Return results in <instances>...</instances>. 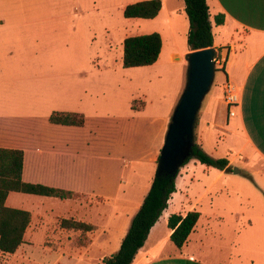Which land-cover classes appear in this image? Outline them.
Returning <instances> with one entry per match:
<instances>
[{
	"label": "crops",
	"instance_id": "1",
	"mask_svg": "<svg viewBox=\"0 0 264 264\" xmlns=\"http://www.w3.org/2000/svg\"><path fill=\"white\" fill-rule=\"evenodd\" d=\"M136 1L140 0L122 1L119 7L124 10L127 4ZM162 1L161 11L155 18H151L154 23L152 32H159L162 36V51L158 60L152 65H145L147 67H156L162 61H175V58L186 61L185 56L191 51L188 45L190 24L185 12V1ZM208 4L213 24V47L218 52L220 49L222 57L226 60L224 68L220 69L224 73L223 79H230L242 88V99L237 116L228 118L222 93L224 81L217 85L215 102L209 100L205 108L198 113L195 136L205 148L206 132L209 129H229L238 143V151L229 148L225 151L228 153L226 157L230 160L232 172L235 161L239 156L243 157L242 162L249 170L245 176H250L252 182L260 189L250 171L264 176V0H208ZM115 7V0H0V147L24 150L25 181L64 187L67 186L68 176L73 180L71 169L65 172V168L59 163L45 165L40 157L61 155L59 143L56 141L60 137L48 135L42 130V125L43 122H49V116L54 111L78 112L86 117L88 111L85 88L89 85L93 89V85L84 84L83 80H86L88 75L96 76L100 72L115 70L120 64V57L123 65L124 39L127 33H113V29H108L114 28L108 20L99 22L103 20L101 18L104 17V12H109V8L113 11ZM217 14H224L223 24L215 23ZM77 22H92V25L97 22L98 26L103 28L104 38L97 47L102 55L95 56V67L73 74L80 82H75L73 86L66 85L63 81L68 74H63L55 76V79H60L59 84L52 86L51 72L48 69L50 63L46 60L51 57L50 34L53 28L65 27L67 23L71 26ZM78 39L74 43L75 52L70 53V58L75 60V63L77 60L81 61L82 43L90 46L94 40L91 34L83 41L81 32ZM98 60L100 64H97ZM133 102L134 100L132 104ZM141 109L135 110L142 111ZM37 118L42 120L39 130H36L34 125ZM232 119L233 128L229 126ZM64 144L73 146L72 141H64ZM241 173L242 171L239 174ZM229 175V170L208 166L196 158L183 165L176 177L177 189L172 194L168 207L151 228L133 264H229V259L218 252L214 253L213 245L204 243L205 238L199 234L203 217L221 216L223 213L216 202L220 200L219 203H222L219 194L223 193L224 189L227 191L230 183L236 187V200L230 201L231 205L236 201H244L248 210L249 204L252 203V193L258 196L256 190L248 183L235 180L224 181V189L220 188L212 194L217 183ZM145 196L136 207L126 208L120 219H116L114 210L106 213L102 228L115 237V247L110 254L120 248L132 218ZM40 197L46 196L21 192H11L8 195L7 205L27 209L32 213V221L18 250L33 247V241L38 235L48 233L51 227L50 217L54 220H61L64 216L73 217L91 223L96 228L98 214H87L82 206L79 209L68 207L64 210L67 212L64 216L59 215L60 213L52 214V210L46 209L44 200ZM208 198L207 204L204 203ZM190 211H198L200 217L187 242L182 248H178L170 239L173 230L169 227L168 220L174 213L186 215ZM235 218L240 219V215L236 213ZM120 223L121 228L118 226ZM207 230L212 232L209 222L203 227L204 232Z\"/></svg>",
	"mask_w": 264,
	"mask_h": 264
},
{
	"label": "rangeland",
	"instance_id": "2",
	"mask_svg": "<svg viewBox=\"0 0 264 264\" xmlns=\"http://www.w3.org/2000/svg\"><path fill=\"white\" fill-rule=\"evenodd\" d=\"M122 1L126 0H115L116 7L113 11L109 8V12H104L103 20L99 22H112L114 28L108 29H113L112 32L116 34L134 36L152 32L153 20L126 18L119 7ZM80 32L83 41L91 34L94 40L90 46L82 43L81 61L75 63L70 53L75 52L74 43L79 40ZM50 37L51 57L46 60L50 63L48 69L52 86L59 84L60 79H55L56 75L68 74L63 81L66 85L73 86L75 82H80L73 74L95 67V56L102 55L97 47L104 38L103 28L97 22L94 25L92 22H77L71 26L67 23L65 27L53 28ZM97 64H100V60ZM216 68L219 69L217 64ZM223 75L221 70L216 71L213 85L200 110L209 100L215 102L216 86L224 81ZM186 80L187 60L179 58L167 63L162 61L156 67H124L120 57V64L115 70L100 72L96 76L88 75L83 83L92 84L93 89L89 85L85 88L88 111L85 126H54L48 121L43 122L44 132L60 137L56 141L61 155H40L45 165L59 163L65 172L71 169L73 180L68 176L67 186L61 188L87 193L72 201L40 198H43L46 209L52 210V214L67 215L64 210L70 206L78 209L82 206L87 214H98L96 228L84 234L79 230L65 229L61 227L59 219L50 217L51 227L47 234L38 235L33 247L21 248L13 254L0 252V264H104V258L110 256L115 247L114 235L102 228L106 213L114 210L116 219H120L126 208L136 207L147 194L156 175L168 125ZM135 99L138 100L136 106L142 111L132 108ZM41 123V119L35 120L36 130L40 129ZM229 126L234 127V119ZM228 130L209 129L203 149L215 158L226 157L228 148L238 151L237 139ZM64 141H72L73 146H66ZM241 158L238 157L233 168H239L242 173L230 171L231 175L222 178L212 194L223 188L224 181L235 180L248 183L258 196L252 193L248 210L244 201L231 205L230 201L236 200V187L230 183L227 191L223 188L224 192L219 194L222 203H219L220 200L216 202L223 213L221 216L203 217L199 234L205 238L204 243L213 245L214 253L226 256L229 264H264V176L250 171L259 189L250 176H245L249 170ZM236 213L240 219L235 218ZM207 222L211 223V233L203 231Z\"/></svg>",
	"mask_w": 264,
	"mask_h": 264
},
{
	"label": "trees",
	"instance_id": "3",
	"mask_svg": "<svg viewBox=\"0 0 264 264\" xmlns=\"http://www.w3.org/2000/svg\"><path fill=\"white\" fill-rule=\"evenodd\" d=\"M185 12L189 19L190 29L188 45L190 50L212 47L214 45L213 24L210 19L208 0H184ZM163 6L162 0H140L125 6L123 14L126 18H155ZM225 21L224 14L215 16L217 25ZM163 40L159 32H152L124 39V67H137L154 64L162 51ZM221 50L219 49V54ZM217 70H219L217 68ZM134 100L133 109H140ZM52 124L84 126L86 117L82 113L71 111H54L49 116ZM199 118H197L198 124ZM24 150L0 147V252L15 253L22 245L25 233L32 221L30 210L11 207L6 200L11 192L54 197L59 199H76L81 195L75 190L55 187L40 182H28L23 179ZM201 163L221 170L232 171L227 157L215 158L208 154L195 136L190 157ZM179 173V172H178ZM178 175V174H177ZM176 176L155 175L140 208L133 216L129 229L124 236L120 248L105 257L104 264H133L144 246L151 228L158 221L163 211L168 207L172 194L176 191ZM200 217L198 211H190L186 215L174 213L170 215L168 225L172 228L170 239L178 247L187 242ZM65 229L81 230L87 233L95 229V225L73 217L60 220ZM87 243V242H86Z\"/></svg>",
	"mask_w": 264,
	"mask_h": 264
},
{
	"label": "water",
	"instance_id": "4",
	"mask_svg": "<svg viewBox=\"0 0 264 264\" xmlns=\"http://www.w3.org/2000/svg\"><path fill=\"white\" fill-rule=\"evenodd\" d=\"M215 47L192 50L187 60V80L177 102L161 148L156 175L176 176L190 157L195 143V128L202 103L209 93L217 71ZM235 173H240L234 167Z\"/></svg>",
	"mask_w": 264,
	"mask_h": 264
},
{
	"label": "built area",
	"instance_id": "5",
	"mask_svg": "<svg viewBox=\"0 0 264 264\" xmlns=\"http://www.w3.org/2000/svg\"><path fill=\"white\" fill-rule=\"evenodd\" d=\"M225 58L222 57L221 53L217 54L215 63L220 69L225 66ZM223 102L226 106L227 117L234 118L237 116L238 107L241 104L242 99V88L230 79H226L222 84Z\"/></svg>",
	"mask_w": 264,
	"mask_h": 264
}]
</instances>
